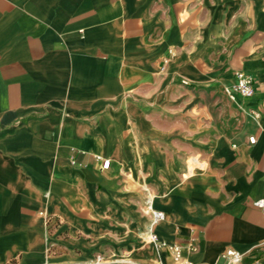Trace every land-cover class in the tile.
I'll return each instance as SVG.
<instances>
[{
	"label": "crops",
	"instance_id": "crops-1",
	"mask_svg": "<svg viewBox=\"0 0 264 264\" xmlns=\"http://www.w3.org/2000/svg\"><path fill=\"white\" fill-rule=\"evenodd\" d=\"M238 71L254 94L209 113ZM141 165L156 224L126 188ZM174 244L264 264V0H0V264H173Z\"/></svg>",
	"mask_w": 264,
	"mask_h": 264
},
{
	"label": "built area",
	"instance_id": "built-area-1",
	"mask_svg": "<svg viewBox=\"0 0 264 264\" xmlns=\"http://www.w3.org/2000/svg\"><path fill=\"white\" fill-rule=\"evenodd\" d=\"M231 100L237 101L239 98H250L255 92V80L252 75L245 71H238L236 73V82L232 86H228L225 89ZM257 115V114H256ZM254 136L250 137V141H254ZM110 166L109 159H103L102 168H108ZM259 204H263V201H259ZM152 224H156L166 218V213L162 210L153 209L151 212ZM152 239L157 240L156 235L152 234ZM171 250L174 252L175 260L177 262H184L182 249L180 245L174 244L171 246ZM223 264H245L243 263V255L241 252L230 248L223 255ZM205 264V263H204ZM250 264H263L262 261H254Z\"/></svg>",
	"mask_w": 264,
	"mask_h": 264
},
{
	"label": "rangeland",
	"instance_id": "rangeland-1",
	"mask_svg": "<svg viewBox=\"0 0 264 264\" xmlns=\"http://www.w3.org/2000/svg\"><path fill=\"white\" fill-rule=\"evenodd\" d=\"M228 101H231L228 94L225 92H219L217 97L213 101L208 102V110L209 113H217L218 110L224 109L227 112L228 107ZM192 161H189L191 163ZM195 165V169L197 170L200 166L198 162L191 163L190 165ZM139 173H133L132 167H130L129 173L126 176V188L128 190H142L146 193L145 197V205H144V211L146 215L149 218V222L152 223V209L149 208L148 199L151 195H153V192L151 191L150 187V179H153L154 176H156L157 172L154 170L153 167H147V166H139ZM186 173L189 170V167L186 166L185 169H183ZM152 192V193H151ZM148 242L154 243L155 241L149 236ZM178 263L175 261L173 264Z\"/></svg>",
	"mask_w": 264,
	"mask_h": 264
},
{
	"label": "bare ground",
	"instance_id": "bare-ground-1",
	"mask_svg": "<svg viewBox=\"0 0 264 264\" xmlns=\"http://www.w3.org/2000/svg\"><path fill=\"white\" fill-rule=\"evenodd\" d=\"M149 208L153 210V208L151 206H149ZM176 264H192V263H190L188 261H184V262H178Z\"/></svg>",
	"mask_w": 264,
	"mask_h": 264
}]
</instances>
